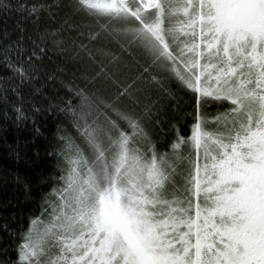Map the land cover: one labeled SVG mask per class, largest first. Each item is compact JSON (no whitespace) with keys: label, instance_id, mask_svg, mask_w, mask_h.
Segmentation results:
<instances>
[{"label":"snow or ice","instance_id":"6c2138e0","mask_svg":"<svg viewBox=\"0 0 264 264\" xmlns=\"http://www.w3.org/2000/svg\"><path fill=\"white\" fill-rule=\"evenodd\" d=\"M13 12L32 30L17 21L0 33L4 103L55 81L46 62L68 50L66 25L75 57L119 59L90 47L109 42L143 59L166 96L172 83L194 96L188 134L172 125L168 142L154 138L159 99L143 102L132 85L112 98L75 90L78 103L59 109L75 135L57 128L60 175L15 264H264V0H0V19Z\"/></svg>","mask_w":264,"mask_h":264},{"label":"trees","instance_id":"16d2710c","mask_svg":"<svg viewBox=\"0 0 264 264\" xmlns=\"http://www.w3.org/2000/svg\"><path fill=\"white\" fill-rule=\"evenodd\" d=\"M20 2L31 4L35 0ZM63 17L62 11L54 21L49 20L47 23L51 28L59 27ZM17 21H22L24 27L32 30L29 21H23L20 14L13 12L6 23L0 19V33L5 28L12 32ZM16 34L13 33V39ZM63 35L68 50L50 54V61L46 62L49 72L56 76L55 81L45 83L42 92L38 94H32L26 85L20 90L22 101L11 90L7 93V103L0 100V264H15L22 231H27L30 219L40 216L45 196L55 186L53 178L60 175L56 167L57 159L49 153L56 144L55 136L59 126L68 128L75 135L69 123L71 117L59 110L65 107L64 102L67 100H71L74 105L78 103L75 90L84 88L102 97L112 98L122 88L132 85L130 91L139 95L143 102L150 103L159 99L163 105L161 126L154 129V138L170 142L174 138L172 125L188 134L185 124L191 123L188 114L194 108V96L191 93L182 89L178 83H172L174 98L166 96L151 82L150 74L144 72L147 65L143 59L121 52L117 45L109 42L94 43L90 47L93 50L104 48L119 59L114 60L112 56H103L95 51L93 54L96 60L83 54L75 57L72 41L76 39L77 33L70 31L66 25ZM83 42L87 43V40ZM57 68L63 71L57 72ZM10 75L11 72L0 63V77ZM50 105L51 110H47ZM33 106L41 111L35 112ZM14 107H23L31 118L17 121ZM212 110L215 111V108ZM4 225H7V230Z\"/></svg>","mask_w":264,"mask_h":264}]
</instances>
